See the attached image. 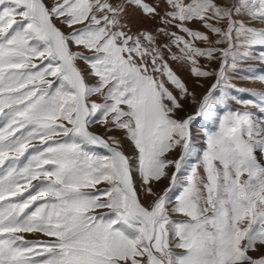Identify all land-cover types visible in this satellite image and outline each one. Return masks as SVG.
<instances>
[{"label": "snow or ice", "instance_id": "6c2138e0", "mask_svg": "<svg viewBox=\"0 0 264 264\" xmlns=\"http://www.w3.org/2000/svg\"><path fill=\"white\" fill-rule=\"evenodd\" d=\"M249 61L264 0H0V264H264Z\"/></svg>", "mask_w": 264, "mask_h": 264}, {"label": "rangeland", "instance_id": "374dc122", "mask_svg": "<svg viewBox=\"0 0 264 264\" xmlns=\"http://www.w3.org/2000/svg\"><path fill=\"white\" fill-rule=\"evenodd\" d=\"M249 64H252V66L254 68L257 69V74H264V65H259V64H254L252 62H242V63H239L238 64V67L239 68H246L249 66ZM51 79V78H50ZM233 83L236 84V86L238 88H245V89H256V90H261L262 87L264 86H261L259 83H250V82H242L240 76H234L233 77ZM233 94H236V95H242L241 93L239 92H235ZM243 98H248L246 94H243ZM100 129L97 127V128H93V131H99ZM35 183V182H33ZM29 239H32L33 237L29 236L27 237Z\"/></svg>", "mask_w": 264, "mask_h": 264}]
</instances>
